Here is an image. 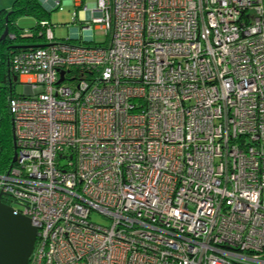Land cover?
I'll return each instance as SVG.
<instances>
[{
  "label": "built area",
  "instance_id": "1",
  "mask_svg": "<svg viewBox=\"0 0 264 264\" xmlns=\"http://www.w3.org/2000/svg\"><path fill=\"white\" fill-rule=\"evenodd\" d=\"M93 1L9 58L27 264H264V0Z\"/></svg>",
  "mask_w": 264,
  "mask_h": 264
},
{
  "label": "trees",
  "instance_id": "2",
  "mask_svg": "<svg viewBox=\"0 0 264 264\" xmlns=\"http://www.w3.org/2000/svg\"><path fill=\"white\" fill-rule=\"evenodd\" d=\"M79 1L82 4L85 0ZM22 15L33 16L36 19L35 24L29 28L33 32L31 37L20 36L22 31L16 20ZM47 16L48 13L40 5L39 0H13L10 9H0V35L4 28H7L5 38L0 40V172L10 166L14 152L8 100L15 94L13 89L17 82L13 83V86L7 85L8 79L13 81V75L9 70V58L14 51L24 47L23 45L42 40V33L38 35L36 32L40 29L39 21L46 19ZM11 33H14L16 37L10 38Z\"/></svg>",
  "mask_w": 264,
  "mask_h": 264
},
{
  "label": "water",
  "instance_id": "3",
  "mask_svg": "<svg viewBox=\"0 0 264 264\" xmlns=\"http://www.w3.org/2000/svg\"><path fill=\"white\" fill-rule=\"evenodd\" d=\"M42 7H48L39 0ZM7 34L5 27L0 40ZM24 47L36 46L34 44ZM13 80L17 77L13 75ZM15 160V152L11 161ZM37 227L31 219L23 214L15 213L12 207L2 201L0 192V264H27L33 249Z\"/></svg>",
  "mask_w": 264,
  "mask_h": 264
},
{
  "label": "rangeland",
  "instance_id": "4",
  "mask_svg": "<svg viewBox=\"0 0 264 264\" xmlns=\"http://www.w3.org/2000/svg\"><path fill=\"white\" fill-rule=\"evenodd\" d=\"M89 5L93 6V0H85ZM13 0H0V9H10ZM43 9L48 13V16L45 17L52 26V32L54 38L57 40H68L70 42H77V39L72 38V34L75 33L76 29L79 30V34L82 35L80 26L82 24H91L89 19H84L83 23H80L78 19L82 15V12L77 13V17L74 19V12L76 6L74 5L73 0H62L59 5L54 7H43ZM36 22V19L33 16L22 15L19 16L16 20L18 26H20L21 31L26 33L29 31V28L33 26ZM108 40V37L105 35L104 31L95 28L93 30V39L92 41H87V44H104ZM14 92L16 94L23 93V84L19 81L14 84ZM90 219L99 224H105L106 219L97 211H92L90 214Z\"/></svg>",
  "mask_w": 264,
  "mask_h": 264
},
{
  "label": "flooded vegetation",
  "instance_id": "5",
  "mask_svg": "<svg viewBox=\"0 0 264 264\" xmlns=\"http://www.w3.org/2000/svg\"><path fill=\"white\" fill-rule=\"evenodd\" d=\"M15 82H17V80H13V81H11V79L9 80L8 79V81H7V85L8 86H13V83H15ZM5 85V84H4ZM2 201L4 202V199L2 198Z\"/></svg>",
  "mask_w": 264,
  "mask_h": 264
}]
</instances>
